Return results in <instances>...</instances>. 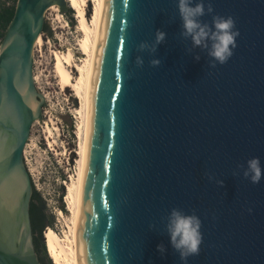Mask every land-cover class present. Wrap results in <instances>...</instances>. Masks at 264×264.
I'll use <instances>...</instances> for the list:
<instances>
[{"label":"water","instance_id":"1","mask_svg":"<svg viewBox=\"0 0 264 264\" xmlns=\"http://www.w3.org/2000/svg\"><path fill=\"white\" fill-rule=\"evenodd\" d=\"M201 2L202 23L231 16L239 31L233 56L215 68L211 42L196 47L182 35L178 0L104 2L88 91L83 264H185L166 230L173 209L202 222L200 252L186 264H264V178L252 184L243 175L253 158L264 170V0L192 6ZM52 6L69 10L66 0H17L0 43V138L7 141L0 180L15 171L25 178L17 211L0 206V264H40L23 153L45 107L34 83V49ZM157 31L165 40L155 53L141 52ZM23 84L39 102L37 118Z\"/></svg>","mask_w":264,"mask_h":264},{"label":"bare ground","instance_id":"2","mask_svg":"<svg viewBox=\"0 0 264 264\" xmlns=\"http://www.w3.org/2000/svg\"><path fill=\"white\" fill-rule=\"evenodd\" d=\"M105 0H66L68 8L76 11V19L78 20V30L82 33V41L80 50L84 55V59L80 63L74 61L71 51L66 53H58L52 51L54 58V75L58 82L61 91L70 90L74 97L79 100V107L74 111L76 116L77 126L75 129V138L77 141L76 153V168L75 176L71 177L67 183L66 199L68 210L71 214L69 223H66L67 233L65 241H61L59 235L48 229L44 233V242L47 249V254L53 264H83L81 258L80 239H79V223L82 208V195L84 183V169L86 157V131L88 118V91L90 82L91 66L94 54V48L99 29L100 19ZM93 4V14L90 21L86 17V7L88 4ZM53 10L57 13L56 20H61V14L57 6L50 7L44 19L46 20L47 13ZM43 35H41L36 44L35 49L44 47ZM35 51V50H34ZM76 74V77L73 75ZM35 86L38 85L37 77L34 76ZM20 91L25 102L31 108L33 114L37 118L39 116V102L33 95L26 91V85L20 86ZM54 131H58L55 129ZM58 133V132H57ZM46 135L48 139V147L57 146V139L53 130L46 126ZM7 141L0 138V158L3 155V148ZM27 145V144H26ZM54 151V150H53ZM25 188V178L18 171L0 180V206L8 208L11 212H16L20 204V199ZM29 246V240H25L23 250Z\"/></svg>","mask_w":264,"mask_h":264},{"label":"rangeland","instance_id":"3","mask_svg":"<svg viewBox=\"0 0 264 264\" xmlns=\"http://www.w3.org/2000/svg\"><path fill=\"white\" fill-rule=\"evenodd\" d=\"M69 10L73 11L70 8ZM50 13H52L48 16L50 20L45 23L48 32L42 36L45 41L44 47L37 48L34 53V76L38 79L36 88L38 93L44 97L45 107L42 111V120L37 121L31 129L24 163L31 179L33 192L39 193L45 201L47 214L53 221V228L60 240L65 241L67 229L64 223L56 218V212L61 209V206L64 207L62 195L65 194V188L61 185L60 178L64 177L68 169V160L77 157L75 156L77 141L70 136L72 134L68 133V129L73 121L70 113L75 114L74 110L79 107L80 103L70 90L66 92L60 90L54 75L52 51L66 53L69 50L72 54L79 56L82 62L84 56L81 54L80 43L83 36L78 30L76 17H73L71 21L68 13L64 14L59 10L61 20L58 22L57 13L53 10H50ZM87 14L90 15L89 19L87 18L90 21L93 17L92 3L86 7V17ZM71 22H74L73 27ZM73 75L76 77V74L73 73ZM46 126L53 130L57 139V146L53 148V157L46 150V143H48ZM55 129L58 131H54ZM48 228V226L44 228L43 234Z\"/></svg>","mask_w":264,"mask_h":264},{"label":"clouds","instance_id":"4","mask_svg":"<svg viewBox=\"0 0 264 264\" xmlns=\"http://www.w3.org/2000/svg\"><path fill=\"white\" fill-rule=\"evenodd\" d=\"M193 3L194 0H178L177 7L184 29L182 35L186 38L190 37L196 47L208 48L209 42H211L208 54L213 62L210 67L215 68L217 64H225L233 56L237 47L236 41L239 31L235 28L234 19L231 16H213L212 26L209 27L208 24L202 23L200 20L205 15L204 3H196L195 6H192ZM207 12L209 14L213 12L211 4L208 5ZM75 16L76 14L73 15V17ZM165 36L164 32L157 31L155 42L151 45L141 43L139 50L141 52L155 53L157 45L165 40ZM160 63L159 59L151 60L153 67H158ZM136 64L139 67L143 65V59L140 56L136 58ZM243 175L252 184L261 182L262 178H264V170H262L259 158L247 161V168ZM201 228L202 222L196 215H185L173 209L168 217L166 230L171 246L179 253L181 261L185 262V264L189 257L198 255L200 252L203 241ZM157 251L163 255L166 250L163 245H158Z\"/></svg>","mask_w":264,"mask_h":264},{"label":"trees","instance_id":"5","mask_svg":"<svg viewBox=\"0 0 264 264\" xmlns=\"http://www.w3.org/2000/svg\"><path fill=\"white\" fill-rule=\"evenodd\" d=\"M17 0H0V41L3 40L6 30L11 23L16 6ZM68 17L73 21V11L68 10ZM91 15V13H90ZM87 14V18L90 17ZM72 27L74 22H71ZM48 32V28L45 26L44 33ZM72 130V129H71ZM62 190V188H61ZM61 209L64 208L61 206ZM30 217L33 231V242L36 254L38 256L40 264H52L47 254L44 238L42 237L43 230L46 226L53 227V221L50 215L47 214V207L45 201L41 198L40 194L36 191L33 192L31 205H30Z\"/></svg>","mask_w":264,"mask_h":264},{"label":"built area","instance_id":"6","mask_svg":"<svg viewBox=\"0 0 264 264\" xmlns=\"http://www.w3.org/2000/svg\"><path fill=\"white\" fill-rule=\"evenodd\" d=\"M52 14L50 13V11L47 13L46 15V23L49 22L50 19H48V16ZM76 17V16H75ZM45 33H43L42 35L44 36ZM36 51V49H34ZM34 51V53H35ZM69 51V50H68ZM58 53H60V51H57ZM82 54V53H81ZM73 56H74V61H77V62H80V57L77 56L75 53H73ZM82 56H84L82 54ZM45 110V109H44ZM70 116L73 118V121H72V124L70 126V128L68 129V133H71L72 135L70 136H73L74 139L76 140V136H75V129H76V126H77V120H76V116L72 113H70ZM72 129V130H71ZM29 141V140H28ZM28 146V144L26 145V147ZM26 147H25V150H26ZM25 150H24V159H25ZM46 150L49 152V154L53 157V152L54 151H51V148L48 147V143H46ZM76 156V155H75ZM76 158L77 157H74L73 160L69 159L68 160V169L67 171L64 173V177L62 176L60 178V182H61V185L65 188V194L62 195V203H63V208L64 210L62 209H59L57 212H56V218L59 220H61L64 225L66 226V223H69L70 222V219H71V214L68 210V207H67V204L65 203V199H66V190H67V183L70 182V179L71 177H74L75 176V173H74V170L76 168ZM48 229H51L54 233H56V231L54 230V228H48ZM47 229V230H48ZM46 230V231H47ZM57 234V233H56ZM44 235V234H43ZM58 235V234H57Z\"/></svg>","mask_w":264,"mask_h":264},{"label":"flooded vegetation","instance_id":"7","mask_svg":"<svg viewBox=\"0 0 264 264\" xmlns=\"http://www.w3.org/2000/svg\"><path fill=\"white\" fill-rule=\"evenodd\" d=\"M34 238V237H33Z\"/></svg>","mask_w":264,"mask_h":264}]
</instances>
